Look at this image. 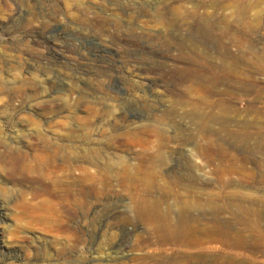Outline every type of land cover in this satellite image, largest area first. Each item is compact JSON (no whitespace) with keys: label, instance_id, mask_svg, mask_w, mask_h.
<instances>
[{"label":"rangeland","instance_id":"1","mask_svg":"<svg viewBox=\"0 0 264 264\" xmlns=\"http://www.w3.org/2000/svg\"><path fill=\"white\" fill-rule=\"evenodd\" d=\"M208 1L221 5L215 16L227 18L232 36L240 42L230 44L225 66L193 69L183 61L177 63V67L170 64L158 70L153 68L158 66L160 52H163L158 38L166 32L163 20L159 19L167 22L177 18L181 22L183 16L179 10L176 12L178 4L191 7ZM242 1L259 2L250 10V14L257 10L260 13L259 19L249 20L255 32L240 25L241 16L236 10L243 5ZM182 34L190 39L193 37L185 27ZM212 38L217 44L221 41L217 30H213ZM197 41L199 51L196 55L182 53L181 57L174 47L171 55H164L201 58L207 48L202 47L205 44L201 40ZM211 47L209 57L220 61L219 47L214 44ZM242 57L253 64L242 61ZM140 58H149L148 69L141 67ZM263 58L264 0H0V130L12 145L25 143L34 132V126L28 124L32 120L38 130L54 142L53 138L63 136L68 127L78 125L88 114L87 106L91 105L109 115L104 120L110 121L108 126L123 128L111 120L112 117L134 121L128 124L144 130L151 149L158 147L164 136L171 137L168 155L172 163L168 166L183 169L176 163L182 162L187 150L206 144L196 116L215 115L222 117V121L228 120L226 132L246 134L250 142L237 144L226 139L223 133L218 139L215 135L219 125L214 124L210 125L213 147L218 142L226 153L237 155L239 161L246 151L245 146H257L262 149L264 158V67L256 66L257 60L264 61ZM205 74L216 82L209 83L212 94L206 102L193 79H181ZM243 85L251 88L242 89ZM17 92L22 94V99L16 97L12 106L7 105V99ZM219 100L224 101L223 105L212 107L211 103ZM42 102L46 105L38 106ZM242 122L256 123V127L242 128ZM102 144V159L98 164L90 166L76 162L75 165L99 175L115 171L117 158L129 157L127 152L120 153ZM198 160L202 178L211 182L209 188L200 185V191L218 192L220 186L215 175L212 176L213 165L206 163L200 153ZM4 168V160L0 157V264H87L93 249L102 257L107 254L104 260L111 259L107 245L116 243L122 234L128 237L131 246L147 237L145 227L138 221L122 230L112 225L108 228L109 236L99 235L88 222L79 221L69 223L61 232L44 231L16 208L19 187L6 179ZM256 186L264 194V179L249 189L254 190ZM113 199L129 202L128 196ZM224 215L219 218L225 220L231 216ZM237 226L246 235L258 237L261 247L235 251L214 243V255L218 259L221 257L219 264H229L226 259L230 258L233 260L230 264H264V217L254 226ZM68 229L82 240L67 237L70 236Z\"/></svg>","mask_w":264,"mask_h":264},{"label":"bare ground","instance_id":"2","mask_svg":"<svg viewBox=\"0 0 264 264\" xmlns=\"http://www.w3.org/2000/svg\"><path fill=\"white\" fill-rule=\"evenodd\" d=\"M242 3L243 5L236 10L241 16L240 25L245 30L255 32L256 28L250 27L249 20L259 19L260 13L257 10L250 14V10L259 2ZM209 7H212L211 11L208 10ZM220 7V4L209 1L191 7L181 3L176 9V12L179 10L183 16L181 22L177 18L167 22L160 18V22L162 20L164 22L166 32L162 33L158 42L159 47L164 50L161 48L163 51L160 52L161 61L153 68L158 70L170 64L177 67V63L183 61L186 66L193 69L225 66L228 62L230 44L240 42L232 36L227 18L215 16ZM183 27L192 32V39L182 34ZM213 30H217L220 35L221 41L218 44L212 38ZM197 40H201L205 44L202 47L207 48L204 56L181 59L182 53L188 56L199 51ZM212 44L219 47L222 57L218 62L209 57ZM172 47L181 57L178 55L170 57ZM169 53V56L164 55ZM240 59L249 62L244 57ZM140 60L141 67L148 69L149 58ZM257 61L258 68L264 67V61L260 59ZM181 79H193L203 93L204 102L212 94L209 83H216L209 74ZM250 88V85L242 86V89ZM16 97L22 99V94L15 93V96L7 99L6 104L12 106ZM223 103L224 101L219 100L211 104L214 107L217 104L222 106ZM44 105L46 102L38 104L40 107ZM87 107V116L80 119V123L75 127H68L63 136L53 138L54 142L51 137L38 130V126L32 120H29L28 124L34 126V132L25 143L12 145L0 130V157L4 160V173L8 181L19 187L15 196L16 208L26 216V219L48 232L66 230V226L73 221L88 222L99 235L105 236L110 235H107L108 228L110 229L112 225L122 230L125 226L138 221L145 227L147 237L140 239L136 237L138 240L131 246L128 237L125 238L122 234L116 243L107 245L106 251H109L111 259L104 260L107 254L103 255V259L97 250L93 249L91 253L93 256L87 264H219L218 260L221 257L218 259L214 255L216 252L214 243L235 251L257 250L261 245L260 239L246 235L237 225L254 226L264 217V194L258 190V186L254 190L249 189L264 179L262 149L257 146H245L246 151L238 161L237 155L235 157L231 155L232 152L226 153L218 142L213 147L215 142L212 143L210 125H219V131H216L215 135L218 139L219 134L223 133L226 139L237 144L246 145L250 142H247L246 134H238L239 132L236 133L234 130L226 132L228 120L222 121L220 116L197 115L196 119L201 126L200 134L206 144L202 148L193 147L187 150L182 162L176 163L183 169L177 166L169 168L168 144L172 140L171 137L164 136L158 147L151 149L144 130L131 128L128 124H133L134 121L125 117H112L111 120L123 125V128L108 126L107 123L110 121L104 120L109 115L101 113L91 105ZM241 127H256V123L242 122ZM102 143L114 151L127 152L129 157L117 158L115 171L111 173L105 171L99 175L81 165H75L76 162L90 166L98 164L102 159L100 149ZM199 153L205 158L206 163L213 165L212 176L215 175V181L220 186L218 192L200 191L202 187L200 185L209 188L211 182L202 178ZM119 196H128L129 202L123 203L113 199ZM226 213L231 216L221 220L219 216L225 217ZM67 231L70 235L67 237L82 240L72 229ZM99 258L105 262H102V259L97 260ZM232 261L231 258L226 259L229 264L233 263Z\"/></svg>","mask_w":264,"mask_h":264}]
</instances>
